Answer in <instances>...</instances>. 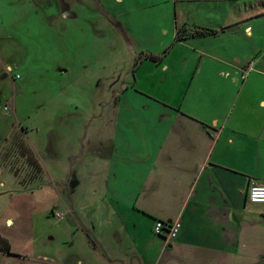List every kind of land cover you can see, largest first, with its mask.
I'll use <instances>...</instances> for the list:
<instances>
[{
  "label": "crops",
  "instance_id": "0c3cea01",
  "mask_svg": "<svg viewBox=\"0 0 264 264\" xmlns=\"http://www.w3.org/2000/svg\"><path fill=\"white\" fill-rule=\"evenodd\" d=\"M103 1L97 10L115 17ZM182 1L197 4L176 0L171 43L137 45L166 53L116 73L95 138L68 159L74 192L86 183L119 223L111 239L84 229L86 263L264 264V204L247 201L264 183V0ZM200 28L216 32L192 34ZM157 220L179 222L178 234H155Z\"/></svg>",
  "mask_w": 264,
  "mask_h": 264
},
{
  "label": "rangeland",
  "instance_id": "374dc122",
  "mask_svg": "<svg viewBox=\"0 0 264 264\" xmlns=\"http://www.w3.org/2000/svg\"><path fill=\"white\" fill-rule=\"evenodd\" d=\"M103 2L115 17L97 0H0V235L10 246L0 242V264H102L86 263L84 229L102 240L119 232L86 183L74 192L68 159L95 138L112 79L145 55L137 45L172 42L176 0ZM113 243L109 255L120 252Z\"/></svg>",
  "mask_w": 264,
  "mask_h": 264
},
{
  "label": "built area",
  "instance_id": "2783aa9c",
  "mask_svg": "<svg viewBox=\"0 0 264 264\" xmlns=\"http://www.w3.org/2000/svg\"><path fill=\"white\" fill-rule=\"evenodd\" d=\"M251 66L246 67L244 74H247ZM247 201L252 204H264V183L252 182L247 191ZM179 222H169L164 220H157L154 224L153 230L155 234L164 237L170 241L179 232Z\"/></svg>",
  "mask_w": 264,
  "mask_h": 264
},
{
  "label": "trees",
  "instance_id": "16d2710c",
  "mask_svg": "<svg viewBox=\"0 0 264 264\" xmlns=\"http://www.w3.org/2000/svg\"><path fill=\"white\" fill-rule=\"evenodd\" d=\"M215 32L216 31L215 30H212V29L200 28V29H195L192 34L193 35H205V34H213ZM185 35L186 34H183L182 30H180L179 33H178V35H177V39H182V38L185 37ZM166 51L163 54H160V55H156V54H153V53H145V57L151 58L153 60H157L158 61V60H160L163 57V55L166 53ZM0 242L4 244L5 251L6 252H10V246H9L8 240L6 238H3L0 235Z\"/></svg>",
  "mask_w": 264,
  "mask_h": 264
}]
</instances>
